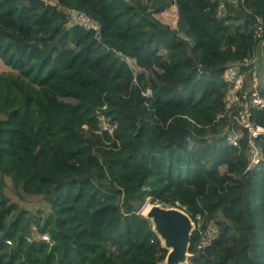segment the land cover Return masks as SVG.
I'll list each match as a JSON object with an SVG mask.
<instances>
[{"label": "trees", "instance_id": "16d2710c", "mask_svg": "<svg viewBox=\"0 0 264 264\" xmlns=\"http://www.w3.org/2000/svg\"><path fill=\"white\" fill-rule=\"evenodd\" d=\"M55 1L99 30L42 0H0V233L12 241L0 264H162L146 201L195 222L189 264H264V133L247 168L243 107L225 108L222 77L235 61L250 79L257 69L264 98V0ZM248 114L264 127V108ZM6 180L48 209L11 200Z\"/></svg>", "mask_w": 264, "mask_h": 264}, {"label": "water", "instance_id": "95a60500", "mask_svg": "<svg viewBox=\"0 0 264 264\" xmlns=\"http://www.w3.org/2000/svg\"><path fill=\"white\" fill-rule=\"evenodd\" d=\"M264 44V41H262ZM149 212L142 213L150 219L153 229L167 249L165 260L162 264H183L189 257L188 246L193 230V222L189 215L174 207L163 206L158 203L144 204Z\"/></svg>", "mask_w": 264, "mask_h": 264}, {"label": "built area", "instance_id": "2783aa9c", "mask_svg": "<svg viewBox=\"0 0 264 264\" xmlns=\"http://www.w3.org/2000/svg\"><path fill=\"white\" fill-rule=\"evenodd\" d=\"M71 14H72L71 16L72 21L82 25L85 29L96 30L98 28V25L95 23V21H93L91 18H89L85 14L81 12H76V11H72ZM261 33H262V27L259 26L257 30V34L261 35ZM224 78L230 84V89L225 98L226 105L229 106V105L237 104L238 102L241 101V97L238 91L244 85L245 74L239 71V68L236 64H230L225 69ZM256 86H257V82L253 78V83L248 88V89H251V88L254 89V91L252 92V98L250 99V105L255 106L257 108H263L264 101L258 96L255 90ZM241 94H242V97L246 96V92L244 91ZM243 113H244L243 125L246 128H248L250 131L248 145L252 149V154H251L252 156L250 158V161L247 167L249 168L253 164L258 163L259 161L258 149L255 146L254 139L257 137L259 131H261L262 129L259 127H256L255 129L253 128L252 124L249 121V114H248L247 106H245ZM233 143L235 144V140L233 141ZM216 233H217L216 225L214 223H210L207 226L205 233L201 237L200 248H207L211 244L212 238L215 236ZM44 238L46 237L44 236ZM6 242L10 243L9 240H7Z\"/></svg>", "mask_w": 264, "mask_h": 264}, {"label": "clouds", "instance_id": "9594fccd", "mask_svg": "<svg viewBox=\"0 0 264 264\" xmlns=\"http://www.w3.org/2000/svg\"><path fill=\"white\" fill-rule=\"evenodd\" d=\"M44 3H46V4H50V5H53V6H56L58 9H62L63 10V12L64 13H66L67 14V16H68V23L69 24H78V23H76V22H74V21H72V19H71V16H72V11H76V12H81V11H77V10H73V9H68V8H62L55 0H42ZM221 4H222V6H221ZM219 10L220 11H223L224 10V6H223V3H220V6H219ZM81 13H83V12H81ZM83 14H85V13H83ZM86 15V14H85ZM86 16H88V15H86ZM89 17V16H88ZM89 18H91V17H89ZM93 21H95L93 18H91ZM257 21H258V25H257V27H256V29L254 30V33H255V37L256 38H262L263 37V35H264V24H263V20H262V18L261 17H258L257 18ZM95 23L98 25V28L96 29V30H89V31H98L99 30V24L95 21ZM78 25H80V24H78ZM82 28H84L82 25H80ZM259 26H261L262 27V33H261V35H258L257 34V30H258V27ZM85 29V28H84ZM85 30H88V29H85ZM264 41V40H263ZM263 46H264V44H262ZM257 62V60L256 59H253V60H250V61H247V62H245V64L244 65H248V64H250V63H253L254 65H255V63ZM230 64H236L237 66H238V68H239V71H241L242 73H244L245 74V81H244V85H243V87L238 91V93L240 94V97H241V101L240 102H238L239 103V105H238V107H243V111H244V109H245V106H247V110H248V107H254V108H256V109H263V108H257V107H255V106H251L250 105V99L252 98V92L254 91V89L253 88H251V89H248L250 86H251V84L253 83V78H254V80H256V82H257V79H256V77H258V78H260V76H259V70H257V69H253L252 71V73H251V75H252V78L250 79V75L248 74V71H246V70H244V69H242V67H241V63L240 62H237V61H235V62H231V63H228L227 65H226V67H225V69L230 65ZM225 69L223 70V80L227 83V86H228V88H227V91H226V94H225V97H224V99H223V101H224V104H225V106H227L226 105V102H225V98H226V95H227V93H228V91H229V89H230V84H229V82L228 81H226L225 80V78H224V72H225ZM249 75V76H248ZM255 90H256V92H257V94H258V96L264 101V98L260 95V86L258 85V83H257V86H256V88H255ZM246 92V96L245 97H242V92ZM147 92V94H150V90H147L146 91ZM242 102V103H241ZM237 103V104H238ZM233 105H236V104H233ZM233 105H229V106H233ZM229 106H227V107H225V108H228ZM243 113V112H242ZM250 121V120H249ZM242 123H243V120H242ZM250 123H251V121H250ZM252 124V123H251ZM252 126H253V128L255 129L256 127H259V128H261L262 130L261 131H259V133H258V135H260V134H263L264 133V127H262V126H259V125H256V126H254L253 124H252ZM102 128L103 129H105V130H108L110 133L112 132V128L111 127H108V126H106V124H103L102 123ZM247 131H248V140H249V136H250V131H249V129L247 128ZM257 135V136H258ZM234 144V143H233ZM235 145V144H234ZM146 203H148L149 204V202L148 201H146L144 204H146ZM143 204V205H144ZM151 204V203H150ZM171 207V206H170ZM173 207V206H172ZM174 208H176V207H174ZM177 209H179V210H182V209H180V208H177ZM182 211H184V210H182ZM140 213H141V210H140ZM186 213V212H185ZM198 218H199V216H198ZM192 222H193V230H194V227H195V222L192 220ZM212 223H214V222H212ZM215 224V223H214ZM209 225V224H208ZM216 225V224H215ZM217 228V227H216ZM192 230V231H193ZM217 234V233H216ZM216 234H215V236H216ZM44 236L46 237V238H44ZM214 236V237H215ZM42 239H44V240H47L48 239V236L47 235H41L40 236ZM213 237V238H214ZM212 238V239H213ZM7 240H9L10 241V243H7L6 241ZM0 242H5L6 244H12V241L10 240V239H4V237H1V233H0ZM161 242H162V240H161ZM212 242V241H211ZM162 245H163V242H162ZM199 247H200V245H199ZM201 250H204L205 248H200Z\"/></svg>", "mask_w": 264, "mask_h": 264}, {"label": "rangeland", "instance_id": "374dc122", "mask_svg": "<svg viewBox=\"0 0 264 264\" xmlns=\"http://www.w3.org/2000/svg\"><path fill=\"white\" fill-rule=\"evenodd\" d=\"M162 19L165 20L168 23L173 22L174 20V16L172 12H166L163 14ZM132 69L134 71H137L139 68L136 66V64L134 63L133 60L128 59ZM255 65H257V62L255 63ZM3 66L0 64V72L2 71ZM7 182V180H6ZM8 187L5 190L6 194L10 197L11 200L17 201L19 202V204L21 206L27 207L31 210H35L37 207H40L41 209H43L44 211H46L48 209V204H46L45 202H43V200L41 199L40 196H25L24 200H20V197L16 196L14 193H12L9 190V183L7 182ZM143 207V205H142ZM141 207V208H142ZM140 208V210H141ZM189 257L186 258L185 262L183 264H189Z\"/></svg>", "mask_w": 264, "mask_h": 264}, {"label": "bare ground", "instance_id": "6f19581e", "mask_svg": "<svg viewBox=\"0 0 264 264\" xmlns=\"http://www.w3.org/2000/svg\"><path fill=\"white\" fill-rule=\"evenodd\" d=\"M141 212L144 213V214H145V213L147 214V213L149 212V208H148V206H147V205L143 206V207L141 208Z\"/></svg>", "mask_w": 264, "mask_h": 264}]
</instances>
